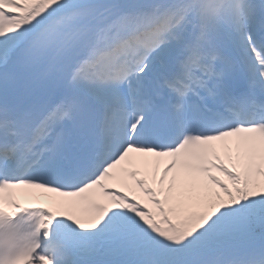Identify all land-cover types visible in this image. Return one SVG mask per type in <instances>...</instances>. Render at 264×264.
Instances as JSON below:
<instances>
[{
  "label": "snow or ice",
  "instance_id": "6c2138e0",
  "mask_svg": "<svg viewBox=\"0 0 264 264\" xmlns=\"http://www.w3.org/2000/svg\"><path fill=\"white\" fill-rule=\"evenodd\" d=\"M0 264H264V0H0Z\"/></svg>",
  "mask_w": 264,
  "mask_h": 264
},
{
  "label": "bare ground",
  "instance_id": "6f19581e",
  "mask_svg": "<svg viewBox=\"0 0 264 264\" xmlns=\"http://www.w3.org/2000/svg\"><path fill=\"white\" fill-rule=\"evenodd\" d=\"M23 202V201H22Z\"/></svg>",
  "mask_w": 264,
  "mask_h": 264
}]
</instances>
